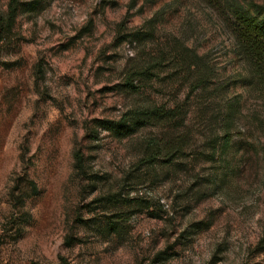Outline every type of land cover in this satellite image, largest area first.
<instances>
[{
  "label": "rangeland",
  "instance_id": "obj_1",
  "mask_svg": "<svg viewBox=\"0 0 264 264\" xmlns=\"http://www.w3.org/2000/svg\"><path fill=\"white\" fill-rule=\"evenodd\" d=\"M262 4L19 0L0 36V264H264V64L229 10ZM155 106L176 115L136 122Z\"/></svg>",
  "mask_w": 264,
  "mask_h": 264
},
{
  "label": "trees",
  "instance_id": "obj_2",
  "mask_svg": "<svg viewBox=\"0 0 264 264\" xmlns=\"http://www.w3.org/2000/svg\"><path fill=\"white\" fill-rule=\"evenodd\" d=\"M19 0H9L7 14L4 16L0 12V36L1 32L6 31L11 26L12 20L15 16ZM231 16L233 18V31L239 39L244 52L248 58L256 65L264 64V4L256 5V13L251 14L249 11L238 5H230ZM141 74H146L142 71ZM130 88L135 86L128 83ZM176 115L175 109H164L162 107H153L151 109L139 110L134 112V119L138 124H142L150 118H171ZM143 116L144 118H140ZM110 126V125H109ZM228 133L224 135V144L229 142Z\"/></svg>",
  "mask_w": 264,
  "mask_h": 264
}]
</instances>
